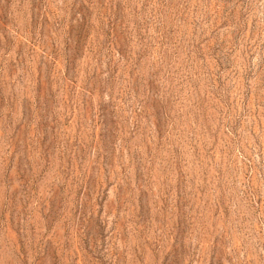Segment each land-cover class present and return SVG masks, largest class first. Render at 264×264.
I'll list each match as a JSON object with an SVG mask.
<instances>
[{
	"label": "rangeland",
	"instance_id": "obj_1",
	"mask_svg": "<svg viewBox=\"0 0 264 264\" xmlns=\"http://www.w3.org/2000/svg\"><path fill=\"white\" fill-rule=\"evenodd\" d=\"M0 264H264V0H0Z\"/></svg>",
	"mask_w": 264,
	"mask_h": 264
}]
</instances>
